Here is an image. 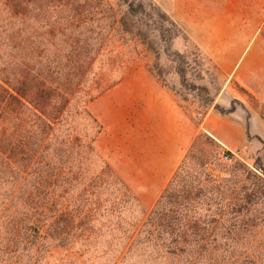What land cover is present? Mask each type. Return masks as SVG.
I'll return each instance as SVG.
<instances>
[{
  "label": "rangeland",
  "instance_id": "rangeland-1",
  "mask_svg": "<svg viewBox=\"0 0 264 264\" xmlns=\"http://www.w3.org/2000/svg\"><path fill=\"white\" fill-rule=\"evenodd\" d=\"M71 1L72 5L67 4V8L44 7L41 12L45 17L39 22L33 18L37 11L29 9L22 25L20 21H11L4 33L0 30V74L16 68L20 56L27 51L24 41V45L19 43L21 34L18 29H21L29 37L45 33L36 45L35 56L39 61L41 57L54 59L57 56L60 59L69 54L87 59V64L82 67L88 74L84 90L94 88L102 76L115 79L126 65L132 67L131 72L146 68L174 95L184 112L197 124L203 120L206 111L215 109V100L224 93V88L230 87L229 92L235 89L233 92L240 97L219 108H233L254 117L256 135L249 137L247 147L231 153L225 160L222 158L224 149L218 142L201 132L195 154L208 160V171L213 177L233 179L231 182L238 186L244 184L240 179L241 172L247 169L263 176L260 168L264 169V106L234 85L226 86L220 71L196 45L187 40L178 22L155 0H129L134 8L139 3L143 5L145 11L136 13L127 12L128 8L119 6L118 0ZM162 3H168V0ZM155 9L169 16L174 24L166 21ZM112 13H116L117 18L123 16L118 25H113ZM69 16L76 21L73 26L65 27ZM53 28L56 32L54 38L47 35ZM88 109L95 122L79 115V107L73 101L67 116L70 125L60 127L53 136V140L59 141L65 135V129L72 127L71 133L78 134L87 142L99 130L95 141L96 155L85 153L81 145L75 148L72 156V170L79 169L85 183L88 178L98 175L105 164L109 165L106 161V92L90 103ZM111 125L112 130L118 132L117 123L112 122ZM122 181L138 203L125 205L117 209L119 212H111L117 201L118 187L107 175L97 180L95 193L83 192L77 200L83 212L89 215V221L77 229V234L84 233L85 236L83 234L70 246L47 250L39 244L30 245L23 230L6 229L0 219V264H184L182 256L167 254L160 240L148 241L143 234L138 236L137 233L167 184L162 188L140 187L138 189L142 193L138 196ZM77 189V193L82 191L80 186ZM251 208L254 209L252 214H242L234 220L233 238L209 242L221 250H233L236 256L234 264H264V201ZM203 244L196 239L180 242L179 246L190 248Z\"/></svg>",
  "mask_w": 264,
  "mask_h": 264
},
{
  "label": "trees",
  "instance_id": "trees-1",
  "mask_svg": "<svg viewBox=\"0 0 264 264\" xmlns=\"http://www.w3.org/2000/svg\"><path fill=\"white\" fill-rule=\"evenodd\" d=\"M70 3L73 2L0 0L1 33L11 21H20L22 25L29 9L37 11L33 18L39 22L45 17L41 12L44 7L67 8ZM117 4L126 6L127 12L145 11L141 3L136 8L129 0H118ZM155 10L174 24L169 16ZM115 15L112 13L110 18L113 25H118L123 16L117 18ZM75 21L76 18L67 17L65 27L73 26ZM18 32L21 34L19 43L24 45V41L27 51L20 56L16 68L0 74L3 75L0 76V219L6 229L23 230L30 245L39 244L47 250L66 247L84 234H77V229L89 221V215L83 212L77 200L83 192L95 193L97 180L107 175L118 187L116 207H112L111 212L138 203L108 164L86 183L79 169L72 170L76 147L82 145L85 153L96 155L99 130L86 142L78 134L73 135L74 129L69 127L63 138L53 140L56 130L70 125L67 116L73 101L79 107V115L95 122L89 104L120 83L131 73L132 67L126 65L115 79L102 76L94 88L84 90L88 74L82 67L87 59L69 54L60 59L41 57L39 61L35 56L36 45L45 33L29 37L21 29ZM55 33L53 28L47 35L54 38ZM214 107L221 113L234 111L233 108ZM201 135V132L197 135L137 233L138 236L143 234L148 241L160 240L166 247L165 252L182 256L184 264H234L233 250H221L209 242L233 238L234 220L242 214H252L251 207L264 201V169L260 168L263 176L250 169L241 172L242 186L232 183L233 179L213 177L208 171V160L195 154ZM79 186L82 191L77 193ZM196 239L205 244L190 248L179 246L180 242Z\"/></svg>",
  "mask_w": 264,
  "mask_h": 264
},
{
  "label": "crops",
  "instance_id": "crops-1",
  "mask_svg": "<svg viewBox=\"0 0 264 264\" xmlns=\"http://www.w3.org/2000/svg\"><path fill=\"white\" fill-rule=\"evenodd\" d=\"M190 43L234 85L264 106V0H155ZM224 88L215 105L240 97ZM226 89V90H225ZM112 122L117 123L112 130ZM210 135L231 153L256 135L254 117L209 110L197 124L146 68L106 91V161L141 196L168 184L196 136Z\"/></svg>",
  "mask_w": 264,
  "mask_h": 264
},
{
  "label": "built area",
  "instance_id": "built-area-1",
  "mask_svg": "<svg viewBox=\"0 0 264 264\" xmlns=\"http://www.w3.org/2000/svg\"><path fill=\"white\" fill-rule=\"evenodd\" d=\"M231 156V152L227 151V150H223L222 151V158L225 160H228Z\"/></svg>",
  "mask_w": 264,
  "mask_h": 264
}]
</instances>
